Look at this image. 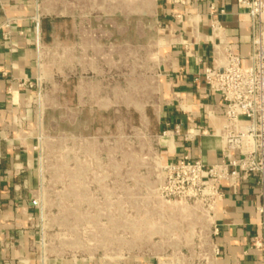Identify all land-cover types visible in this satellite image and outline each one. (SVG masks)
I'll return each mask as SVG.
<instances>
[{"label":"crops","instance_id":"1","mask_svg":"<svg viewBox=\"0 0 264 264\" xmlns=\"http://www.w3.org/2000/svg\"><path fill=\"white\" fill-rule=\"evenodd\" d=\"M236 2L0 0V25L10 22L8 30L0 28V264H177L156 257L112 263L44 249L33 198L39 185L41 114L37 44L53 48L55 111L90 116L129 111L154 134L160 163L187 157L215 165L223 147L212 134L223 122L225 107L209 92L202 73L211 65L216 37H224L247 64L248 18ZM212 20L220 27L218 36L212 34ZM22 80L32 86L20 88ZM222 189L209 264H264L251 247L260 233L256 178L239 179L234 187L225 183Z\"/></svg>","mask_w":264,"mask_h":264},{"label":"rangeland","instance_id":"2","mask_svg":"<svg viewBox=\"0 0 264 264\" xmlns=\"http://www.w3.org/2000/svg\"><path fill=\"white\" fill-rule=\"evenodd\" d=\"M52 53L51 45L41 62L33 193L46 252L112 263L156 257L209 264V235L198 208L161 195L154 134L129 111H55Z\"/></svg>","mask_w":264,"mask_h":264},{"label":"built area","instance_id":"3","mask_svg":"<svg viewBox=\"0 0 264 264\" xmlns=\"http://www.w3.org/2000/svg\"><path fill=\"white\" fill-rule=\"evenodd\" d=\"M172 1L186 3V0ZM236 4L248 18L250 53L247 64H243L230 43L221 36L216 37L217 42L212 45L211 65L202 73L209 92L218 95L225 107L223 122L212 134L223 147L221 162L205 165L184 157L178 163H160L163 175L160 192L167 201L182 200L195 205L211 239L212 234L217 233L215 212L223 197V185L234 187L237 180L254 176L258 188L255 210L260 218V233L252 238L251 247L264 263V0H237ZM209 15H214L213 8ZM36 24H39L38 19ZM9 26L10 22L6 21L0 28L8 30ZM211 30L218 36L217 21L212 20ZM3 36L9 39L8 33ZM37 48L42 59L47 49L40 40ZM18 86L31 87L32 83L22 80L18 81ZM37 87L40 99V84ZM37 143L38 138L36 149Z\"/></svg>","mask_w":264,"mask_h":264}]
</instances>
